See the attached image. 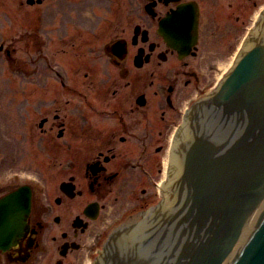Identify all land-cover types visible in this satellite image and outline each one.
Returning a JSON list of instances; mask_svg holds the SVG:
<instances>
[{
	"label": "flooded vegetation",
	"instance_id": "1",
	"mask_svg": "<svg viewBox=\"0 0 264 264\" xmlns=\"http://www.w3.org/2000/svg\"><path fill=\"white\" fill-rule=\"evenodd\" d=\"M98 3L88 32L60 29L70 69L50 62L42 34L57 77L25 80L20 147L0 136V200L24 187L28 210L0 264H93L114 230L144 218L187 111L264 12V0Z\"/></svg>",
	"mask_w": 264,
	"mask_h": 264
},
{
	"label": "water",
	"instance_id": "2",
	"mask_svg": "<svg viewBox=\"0 0 264 264\" xmlns=\"http://www.w3.org/2000/svg\"><path fill=\"white\" fill-rule=\"evenodd\" d=\"M23 191L0 201V241L28 213L5 209ZM94 264H264V15L191 108L161 201L114 230Z\"/></svg>",
	"mask_w": 264,
	"mask_h": 264
},
{
	"label": "rangeland",
	"instance_id": "3",
	"mask_svg": "<svg viewBox=\"0 0 264 264\" xmlns=\"http://www.w3.org/2000/svg\"><path fill=\"white\" fill-rule=\"evenodd\" d=\"M101 5L98 0H44L33 5L26 0H0V136L13 151L22 138L25 80L57 77L40 58L42 34L47 38L45 53L50 62L70 69L69 63L76 62L74 53H56L60 29L88 32Z\"/></svg>",
	"mask_w": 264,
	"mask_h": 264
}]
</instances>
